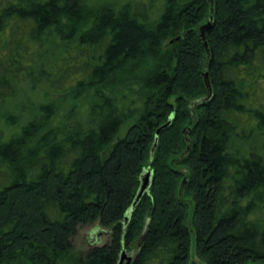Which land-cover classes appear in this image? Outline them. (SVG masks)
I'll return each mask as SVG.
<instances>
[{"label":"trees","instance_id":"1","mask_svg":"<svg viewBox=\"0 0 264 264\" xmlns=\"http://www.w3.org/2000/svg\"><path fill=\"white\" fill-rule=\"evenodd\" d=\"M96 1L0 0V114L27 85L63 97L0 116V264H264V154L238 120L264 136V0ZM95 222L110 241L75 254Z\"/></svg>","mask_w":264,"mask_h":264},{"label":"rangeland","instance_id":"2","mask_svg":"<svg viewBox=\"0 0 264 264\" xmlns=\"http://www.w3.org/2000/svg\"><path fill=\"white\" fill-rule=\"evenodd\" d=\"M132 1V2H143L146 3L147 0H98L93 3V6L96 8H103L106 6H116L120 8L123 4ZM257 66L259 63H257ZM258 67V69H259ZM256 68V67H254ZM240 75L242 77L246 75L245 70L241 69ZM260 75L263 77H257L259 80L256 85L255 91L250 95L247 100V106L252 109H258L260 111L264 110V70L260 72ZM252 78H245V81L249 84V81ZM254 80V79H253ZM49 90L43 86H37L34 88L32 85H27L25 91L19 95V97L14 101L8 104L0 114L1 117L6 115H15L18 114L24 115V120L28 118V113L33 111L37 104L48 102L51 100L63 101V97L60 95H54L48 92ZM22 118V117H21ZM240 122V136L246 135L250 136L248 142L240 141L241 147L244 146L246 150L257 148L260 154H264V136L262 134L256 135L252 134L253 129L257 126V122L253 114L249 113L241 115L238 118ZM127 124L124 125L120 131V137H123L127 131ZM0 129L4 131L6 135H13L18 131V127H11L7 125L3 119H0ZM239 132V131H238ZM244 132V133H243ZM110 241V230L103 228L98 222H95L90 225L80 226L76 235L72 240L73 251L77 255L85 256L87 252L94 248L100 247L107 244ZM132 251L128 252L129 256H133ZM192 260H197L195 255V244L192 246ZM126 264V261L123 263Z\"/></svg>","mask_w":264,"mask_h":264},{"label":"water","instance_id":"3","mask_svg":"<svg viewBox=\"0 0 264 264\" xmlns=\"http://www.w3.org/2000/svg\"><path fill=\"white\" fill-rule=\"evenodd\" d=\"M210 24L211 23L209 22L208 24H206L204 27H202L200 29V31H201V38L204 41H205L206 32L211 27ZM205 46L207 48L206 43H205ZM204 78H205L206 86L208 88V92H209L208 98H209L212 95V87H211L210 82H209L208 73H206L204 75ZM171 122H172V119H170L169 122L165 126H163L162 128H160L158 130V134L163 129L167 128L171 124ZM186 141L188 143V149H187V152L186 153H188L190 151V148H191V140L190 139H187ZM154 150H155V147L153 149V152H154ZM152 175H153V172L151 170H145L144 173L142 174V176H141V185H140L139 191L137 193V196L135 198V201H134L132 207L130 208V210L128 212V216L125 219V222L126 223L129 221V216L136 209V207L138 206V204L140 203V201L142 200V198L144 197V195L150 191V188H151V185H152ZM133 259H134V257L133 256H129L128 253L124 250L122 252V255H121L120 264H123L125 261H126V264H131L133 262Z\"/></svg>","mask_w":264,"mask_h":264}]
</instances>
